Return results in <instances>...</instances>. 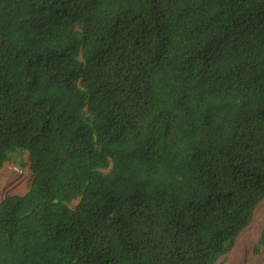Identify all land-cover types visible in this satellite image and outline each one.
Returning a JSON list of instances; mask_svg holds the SVG:
<instances>
[{"label":"trees","instance_id":"obj_1","mask_svg":"<svg viewBox=\"0 0 264 264\" xmlns=\"http://www.w3.org/2000/svg\"><path fill=\"white\" fill-rule=\"evenodd\" d=\"M13 151L0 264H219L264 198V0H0Z\"/></svg>","mask_w":264,"mask_h":264},{"label":"rangeland","instance_id":"obj_2","mask_svg":"<svg viewBox=\"0 0 264 264\" xmlns=\"http://www.w3.org/2000/svg\"><path fill=\"white\" fill-rule=\"evenodd\" d=\"M25 152L13 151L0 169V200L7 194H23L33 173L26 165ZM264 227V198L254 210L250 224L236 237L233 247L219 259V264H264V251L254 252Z\"/></svg>","mask_w":264,"mask_h":264}]
</instances>
